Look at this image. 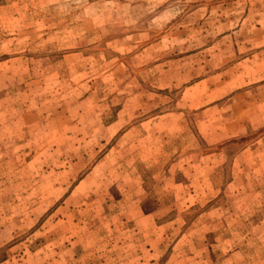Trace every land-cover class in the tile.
I'll list each match as a JSON object with an SVG mask.
<instances>
[{
    "label": "rangeland",
    "instance_id": "rangeland-1",
    "mask_svg": "<svg viewBox=\"0 0 264 264\" xmlns=\"http://www.w3.org/2000/svg\"><path fill=\"white\" fill-rule=\"evenodd\" d=\"M0 264H264V0H0Z\"/></svg>",
    "mask_w": 264,
    "mask_h": 264
}]
</instances>
